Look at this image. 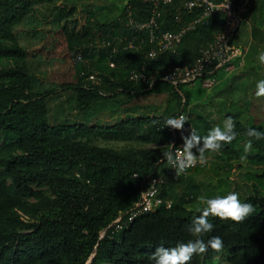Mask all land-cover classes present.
<instances>
[{
  "label": "trees",
  "instance_id": "1",
  "mask_svg": "<svg viewBox=\"0 0 264 264\" xmlns=\"http://www.w3.org/2000/svg\"><path fill=\"white\" fill-rule=\"evenodd\" d=\"M88 1L0 0V264H154L157 246L194 239L189 229L199 213L192 206L204 183L194 177L197 165L170 173L163 153L172 151L174 135L165 121L185 112L202 137L214 123L191 109L188 84L176 87L161 79L151 84L130 74L159 78L194 64L222 32L225 15L212 14L188 28L200 10L190 12L188 0L161 2L154 33L187 29L175 51L152 57L157 41H151L150 29L129 25L130 18L150 21L151 2ZM38 5H46V16ZM78 12L84 16L80 26ZM45 23L47 32L41 28ZM252 35L260 43L258 27L252 26ZM30 37L44 40L42 51L64 45L81 51L83 60L73 63L60 84L48 85L22 44ZM91 73L96 82L89 80ZM247 106L249 112L251 101ZM247 112L227 114L237 136L218 150L223 161L218 165L226 172L232 156L264 166V140L255 141L248 154L238 145L249 139V127L264 131V119ZM154 178L161 179L163 203L117 230ZM243 202L255 213L239 223L209 217L213 231L203 238L219 236L224 248L193 256L190 264H212L220 255L227 264H264V201L248 196Z\"/></svg>",
  "mask_w": 264,
  "mask_h": 264
},
{
  "label": "built area",
  "instance_id": "2",
  "mask_svg": "<svg viewBox=\"0 0 264 264\" xmlns=\"http://www.w3.org/2000/svg\"><path fill=\"white\" fill-rule=\"evenodd\" d=\"M153 5V16L149 22L138 24L133 18L129 19V25L132 27H146L150 29V39L151 41H157V46L152 48L149 52L150 56H155L158 52L163 51H175L182 40V36L186 31L183 28L179 32H162L161 35H156L154 33V28L156 25L155 15L159 8L161 2L167 3L171 0H147ZM228 0H188L186 2V8L191 12L195 9L200 10L202 13L198 15V18L193 20L188 28L194 27L196 24L203 22L205 19L209 18L212 14L221 13L225 15L226 23L225 26L217 37L214 43L202 50L200 58L192 65L186 68H176L170 72L165 73L161 77L148 76L145 73H139L136 71L131 72L130 79L141 82L154 83L157 79L169 82L174 86L180 84H194L197 80L203 82V86L206 88H212L216 83L217 79L214 77L216 69L226 68L229 66L231 61L241 53L238 49L231 45V40L235 37L236 29L242 20V14L245 13L251 4L252 0H230L228 8L225 9V4ZM133 47V44H130ZM71 58L74 62L82 61L83 55L81 51H71L69 52ZM114 66V64H111ZM98 79L96 73H91L89 75V80L96 82ZM184 117L186 122L184 123L182 130L173 129L171 126H167L168 129L174 135V144L172 146V152L177 154H183L184 152V137L190 135L191 131H195L193 124L188 120L187 113H182L179 117ZM177 117V118H179ZM192 154L195 159V163L191 166H187L183 171H179L177 168L170 167V173L181 174L186 173L188 170L194 168L199 164L200 158L192 150ZM161 179L154 178L151 180L149 186L146 188L141 196L140 201L137 203L136 207L128 214L126 221L116 225V229H121L124 224L133 221L137 217L146 214L148 212L154 211L158 208L163 200L159 197V185Z\"/></svg>",
  "mask_w": 264,
  "mask_h": 264
},
{
  "label": "rangeland",
  "instance_id": "3",
  "mask_svg": "<svg viewBox=\"0 0 264 264\" xmlns=\"http://www.w3.org/2000/svg\"><path fill=\"white\" fill-rule=\"evenodd\" d=\"M83 2L88 3L92 1L83 0ZM97 3L100 4L101 2L97 1ZM36 7L41 16H46L48 14L46 5H38ZM79 9H83V6L80 5ZM79 13L80 12H78V14H76L77 16H75L76 18H78V26L84 23V16ZM70 26L73 25L70 24ZM249 27L250 25L248 24V22L244 20L242 21L237 32L238 37L242 32H247L248 34V40L245 42V47L250 48L251 46V49L249 50L248 54H246V56H249L248 58H250L249 67L253 68L256 72L255 73L253 71H250L251 68H248L246 70V73L249 72L250 74L248 75L249 80L247 79V81H243L244 86H247L246 91L245 89H243V92L245 91L246 94V97L243 98V102L244 104H247V102L251 101L252 107L250 106V111L247 112V114L251 113L255 117H260L261 121L262 119H264V96L257 97L255 95V89L257 82L261 79H264V64H261L259 61V54L261 52H264V47L260 48V42L258 53L255 54L256 48L259 44V40H251L252 34L249 32ZM41 28L44 32H47L50 29L47 23H45ZM261 36L262 34H260V38ZM22 44L28 49L30 59L33 60L35 65L37 66V73L40 74L41 78L48 85L54 86L60 84V82L67 78L68 73H71L74 61L72 60L68 49H66L64 45L60 46L59 48L51 45L50 52L48 53L47 50L42 51L45 44L44 40L42 39L39 40L38 38L34 39L32 37L27 39L24 38L22 39ZM241 50L243 53L241 57H243L245 53L244 46H242ZM221 91L224 92L223 89H221ZM227 98L228 96L223 98L220 102L215 103L214 105L217 108L213 109V111H209L215 116L218 115L217 117L219 118L222 115L224 121L225 114L236 113L243 109L240 107V105L227 106L225 101V99ZM246 98L248 99L247 102ZM211 100L212 99H210V101ZM97 143L99 145H105L117 149L129 146L128 143L123 142L98 141ZM244 144L245 142H243V140H240L238 143L239 147L241 145L244 146ZM245 158L238 161L235 167L231 168L227 172V168H225L224 166L219 167V169L217 170L218 167H216L214 162H212L210 169L202 172L198 176L199 178H197V181H202L204 185L200 187V197L197 203L192 206V208L197 210L204 207V200L206 198L226 195L227 193L220 192L223 189L228 190V193L231 191L238 193L241 201H243L248 196L259 197L264 201V166L262 164H252L247 160V157ZM215 173L218 174L215 175ZM256 174L257 176H255ZM225 179H227V183L223 181ZM212 264H227L225 255L216 257Z\"/></svg>",
  "mask_w": 264,
  "mask_h": 264
},
{
  "label": "clouds",
  "instance_id": "4",
  "mask_svg": "<svg viewBox=\"0 0 264 264\" xmlns=\"http://www.w3.org/2000/svg\"><path fill=\"white\" fill-rule=\"evenodd\" d=\"M229 3L230 0L225 4V9L228 8ZM259 61L264 64V52L259 54ZM255 95L257 97L264 96V79L257 82ZM185 122L186 120L182 116L179 118L169 117L165 121V126L182 130ZM234 129L235 123L232 117L228 116L223 123V128L216 127L210 130L206 137L191 131L189 136L184 137V152L182 155L168 151L163 153V157L167 160L170 167L183 171L185 167L195 163L192 154L194 147L200 152V162L203 163L205 150L218 151L224 145H229L236 139L237 132ZM246 131L249 139L243 146V152L248 154L252 150L255 141L264 140V131L255 127H249ZM241 158L244 159L245 157ZM204 205V207L198 209L199 214L193 219L189 229L194 239L178 243L174 247L157 246L151 257L154 264H190L193 256L205 254L209 249L217 253L221 252L224 248L221 237L214 236L207 240L203 238L204 234L213 231V223L209 217H219L223 220L239 223L255 213L254 206L249 202L241 201L236 192L206 198Z\"/></svg>",
  "mask_w": 264,
  "mask_h": 264
},
{
  "label": "crops",
  "instance_id": "5",
  "mask_svg": "<svg viewBox=\"0 0 264 264\" xmlns=\"http://www.w3.org/2000/svg\"><path fill=\"white\" fill-rule=\"evenodd\" d=\"M248 11L250 14L248 17L243 19V21L246 20L250 25L249 32L251 34L252 26L258 27V31L263 36V39L260 38L261 45L259 43L258 47L260 45V48H262L264 47V0H252L251 5L246 12ZM238 30L236 31L232 45L234 48L238 49L241 54L236 56L226 68H219L215 70L214 77L217 79V83L212 88H206L205 86H203V82L201 80H197L194 84L187 85L186 87L190 95L189 100L191 109L194 110L195 114H201L203 116H206L209 120L213 121V128L219 126L223 128L224 120L222 118V115L219 118L217 117L218 115L215 116L209 111H213V109H216L217 107H215L214 104L220 102L226 96H228V98L225 99L227 106L240 105V107L245 109V111L247 112L248 106L243 102V98L246 97L245 91L247 86H244L243 81H247V79L249 80L248 75L250 73H246V70L248 68H251L249 67L250 58H248L249 56H246V54H248L247 51L249 50L247 47H245V42L248 40V34L247 32H242L238 37ZM251 40H254L253 35H251ZM242 46H244L245 49V56L243 55V57H241L243 54L241 50ZM250 71L255 72L253 68H251ZM221 89H223L224 92L221 91ZM243 89H245L244 92ZM210 99L212 100L210 101ZM247 101L248 99L246 98V102ZM227 114L224 115L225 119L228 117ZM193 150L197 152L200 158V152L198 151V149L194 147ZM203 156L204 162H199V164L196 166L198 167L196 170L199 171L193 173L196 180L197 178H199L198 176L202 172L210 169L212 162H214L216 167H218L217 170L219 169L218 164L220 162L223 164V161L220 158L222 155L218 151L205 150ZM229 160L232 162L233 167H235V165L238 163L239 158L232 156ZM222 164H220V166H223ZM217 174L218 173H215V175Z\"/></svg>",
  "mask_w": 264,
  "mask_h": 264
}]
</instances>
